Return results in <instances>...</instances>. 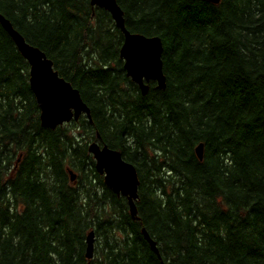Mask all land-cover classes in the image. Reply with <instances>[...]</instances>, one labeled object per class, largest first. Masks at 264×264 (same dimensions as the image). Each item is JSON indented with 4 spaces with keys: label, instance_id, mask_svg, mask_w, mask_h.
<instances>
[{
    "label": "trees",
    "instance_id": "obj_1",
    "mask_svg": "<svg viewBox=\"0 0 264 264\" xmlns=\"http://www.w3.org/2000/svg\"><path fill=\"white\" fill-rule=\"evenodd\" d=\"M116 2L128 31L160 38L164 89L140 93L122 33L89 0H0L89 108L41 126L28 63L0 25V264H264V0ZM92 141L135 167V218Z\"/></svg>",
    "mask_w": 264,
    "mask_h": 264
},
{
    "label": "water",
    "instance_id": "obj_2",
    "mask_svg": "<svg viewBox=\"0 0 264 264\" xmlns=\"http://www.w3.org/2000/svg\"><path fill=\"white\" fill-rule=\"evenodd\" d=\"M217 4L219 0H207ZM92 6L105 9L111 16L115 26L122 33L119 49L123 60V69L127 77L139 88L142 95L148 92L150 81L155 82L156 88L164 89L165 75L162 71V43L158 36H145L128 31L124 25L123 12L116 0H89ZM0 25L12 39L20 55L28 63V82L35 102L39 108L41 126L54 129L56 126L77 120L84 114L89 118V108L82 101L80 94L69 82L61 78L53 69L52 61L37 47L29 44L13 27L11 22L0 14ZM92 155L96 171L103 175L104 184L115 194L126 197L129 212L136 217L134 204L137 198L138 177L135 167L126 161L121 153L92 141L87 146ZM199 159L202 156V144L195 147ZM70 179L75 174L69 170ZM143 236L151 250L158 254L155 241L142 229ZM93 232L86 236V257L92 256Z\"/></svg>",
    "mask_w": 264,
    "mask_h": 264
},
{
    "label": "bare ground",
    "instance_id": "obj_3",
    "mask_svg": "<svg viewBox=\"0 0 264 264\" xmlns=\"http://www.w3.org/2000/svg\"><path fill=\"white\" fill-rule=\"evenodd\" d=\"M120 49V48H119ZM119 57H120V55H119ZM149 88V87H148ZM83 101V100H82ZM84 102V101H83ZM67 123V122H66ZM64 124V123H63ZM120 152V151H119ZM132 164V163H131ZM137 173V172H136ZM92 231V230H91ZM90 232V231H89ZM88 232V233H89ZM93 232V231H92ZM87 236V235H86ZM86 241V240H85ZM93 244H94V234H93ZM85 251H86V249H85ZM86 256V255H85ZM92 256H93V248H92ZM92 256L90 257V258H92ZM87 259H90V258H88V257H86Z\"/></svg>",
    "mask_w": 264,
    "mask_h": 264
}]
</instances>
